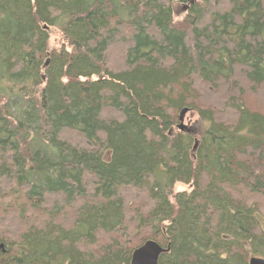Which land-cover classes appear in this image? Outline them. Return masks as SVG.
<instances>
[{
	"label": "trees",
	"instance_id": "trees-1",
	"mask_svg": "<svg viewBox=\"0 0 264 264\" xmlns=\"http://www.w3.org/2000/svg\"><path fill=\"white\" fill-rule=\"evenodd\" d=\"M262 211L264 0H0V264H248Z\"/></svg>",
	"mask_w": 264,
	"mask_h": 264
},
{
	"label": "rangeland",
	"instance_id": "rangeland-1",
	"mask_svg": "<svg viewBox=\"0 0 264 264\" xmlns=\"http://www.w3.org/2000/svg\"><path fill=\"white\" fill-rule=\"evenodd\" d=\"M186 7L174 4L173 5V12H174V21L176 24H180L183 21V18L185 16L186 12ZM49 35H50V47L51 48H58V44L61 42V36L59 32H57L55 29H49ZM205 103H207L210 106H213L215 108L216 105H212L209 100H205ZM202 106V105H201ZM219 108V107H218ZM217 109V108H216ZM219 110V109H217ZM201 124V123H200ZM179 125V122H178ZM182 125L184 126V132L191 133L194 135V137H198L199 131L201 130V126L198 123V116L195 111H190L186 114L184 117ZM188 187V188H187ZM189 191V186H185L182 184H177L174 187V191ZM263 215H264V211Z\"/></svg>",
	"mask_w": 264,
	"mask_h": 264
},
{
	"label": "water",
	"instance_id": "water-1",
	"mask_svg": "<svg viewBox=\"0 0 264 264\" xmlns=\"http://www.w3.org/2000/svg\"><path fill=\"white\" fill-rule=\"evenodd\" d=\"M187 113L188 110L184 109L179 114L178 128L180 131H183L185 129L182 123ZM166 251L167 250L161 248L155 242L147 241L132 253L130 264H158L160 256L163 255ZM248 264H264V260L251 258Z\"/></svg>",
	"mask_w": 264,
	"mask_h": 264
},
{
	"label": "bare ground",
	"instance_id": "bare-ground-1",
	"mask_svg": "<svg viewBox=\"0 0 264 264\" xmlns=\"http://www.w3.org/2000/svg\"><path fill=\"white\" fill-rule=\"evenodd\" d=\"M188 188V187H187Z\"/></svg>",
	"mask_w": 264,
	"mask_h": 264
}]
</instances>
